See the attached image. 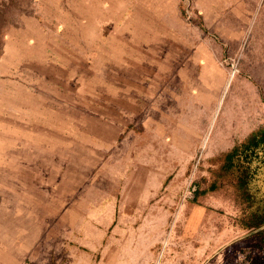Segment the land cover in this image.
I'll use <instances>...</instances> for the list:
<instances>
[{
	"label": "rangeland",
	"instance_id": "374dc122",
	"mask_svg": "<svg viewBox=\"0 0 264 264\" xmlns=\"http://www.w3.org/2000/svg\"><path fill=\"white\" fill-rule=\"evenodd\" d=\"M262 124L264 0H0V264H251L191 198Z\"/></svg>",
	"mask_w": 264,
	"mask_h": 264
},
{
	"label": "trees",
	"instance_id": "16d2710c",
	"mask_svg": "<svg viewBox=\"0 0 264 264\" xmlns=\"http://www.w3.org/2000/svg\"><path fill=\"white\" fill-rule=\"evenodd\" d=\"M132 129L139 134L142 127ZM210 174L204 186L194 184L191 200L212 192L227 197L236 210L233 219L237 229L247 234L244 240L251 241L252 249L243 250L246 261L264 262V124L223 151ZM72 245L68 241L66 248ZM47 264H55V259Z\"/></svg>",
	"mask_w": 264,
	"mask_h": 264
},
{
	"label": "crops",
	"instance_id": "0c3cea01",
	"mask_svg": "<svg viewBox=\"0 0 264 264\" xmlns=\"http://www.w3.org/2000/svg\"><path fill=\"white\" fill-rule=\"evenodd\" d=\"M59 211V210H58ZM59 212H61L62 214H64L65 212H67V209L65 208V207H61V210L59 211ZM59 212H57V213H59ZM41 224V223H40ZM43 224V223H42Z\"/></svg>",
	"mask_w": 264,
	"mask_h": 264
}]
</instances>
